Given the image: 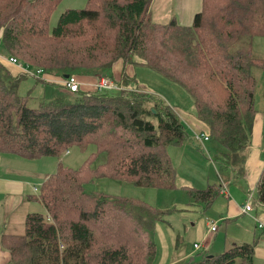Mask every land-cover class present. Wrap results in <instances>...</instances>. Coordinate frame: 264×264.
<instances>
[{
  "label": "trees",
  "instance_id": "obj_1",
  "mask_svg": "<svg viewBox=\"0 0 264 264\" xmlns=\"http://www.w3.org/2000/svg\"><path fill=\"white\" fill-rule=\"evenodd\" d=\"M60 1L0 0L7 52L50 63L63 75L89 68L108 71L138 55V64L191 95L210 137L225 149L226 163L235 164L234 172L241 173L264 72V57L253 50L254 38L264 36V0H203L190 27L175 19L154 22V0H89L84 8L63 12L50 30V17ZM76 32L84 39L76 53L48 52L37 41ZM23 63L35 70L28 61ZM20 79L23 76H13L0 62V153L32 159L55 157L73 145L82 150L94 145V156L108 154L95 175L117 176L145 187H176V170L166 148L185 143L189 134L161 97L133 89L119 95L92 89L76 93L74 100L60 96L33 107L30 96L18 93ZM86 169L60 164L46 177L31 197L41 201L45 211L28 213L25 234L3 237L12 264L151 262L157 252L153 228L159 213L142 202L87 192ZM189 193L207 206L216 196L213 186ZM257 196L264 205V171ZM253 256L254 245L242 243L180 264H254Z\"/></svg>",
  "mask_w": 264,
  "mask_h": 264
},
{
  "label": "crops",
  "instance_id": "obj_2",
  "mask_svg": "<svg viewBox=\"0 0 264 264\" xmlns=\"http://www.w3.org/2000/svg\"><path fill=\"white\" fill-rule=\"evenodd\" d=\"M202 3L203 0H160L157 7V0H154L151 7L152 20L157 23H168L175 19L179 24L190 27L194 23L195 14L202 10ZM2 36V30H0V47L3 52L0 53V62L13 76H22L23 72L20 67L8 60L10 56L2 43ZM260 38L262 37H255L253 40V50L257 54H260ZM119 62L124 63L122 60ZM50 74H52L51 81L34 75H26L23 78L31 76L37 81L54 84V81L64 76L63 73ZM263 78L264 72L257 87L255 101L257 113L249 144L244 152L241 173L234 172L235 164H227L225 165L226 171L216 172L217 178L208 179L206 186L197 184L193 187H186L184 185L182 190L186 189V196L180 195L181 200L176 199V201L180 206L179 209H184L182 210L183 216L191 221L194 230L193 245H191V240L184 238L182 244L177 247L176 241L180 234L169 230L168 226L156 224V242L157 248L160 247V256L158 260L151 261L149 264H180L200 254H220L227 248L242 243L254 245V264H264V205L259 203L257 196L258 184L264 171V93L261 96L258 94ZM78 79L82 83L83 91H87L85 88H92L96 80L91 76H80ZM187 122L195 125L194 129L201 130V132L195 131L194 136L197 133L209 135L203 121ZM197 140L201 141L198 145L205 149L206 143L212 142L213 150L217 155L219 154L218 158L226 163L224 158L226 152L220 143L211 137L208 141ZM182 145L184 143L173 146ZM3 154L6 157H2L4 161L0 164V264H12L11 253L5 246L3 237L25 234L27 215L34 208L31 198L35 193L33 188L39 187L38 184L41 185L46 177L53 173L52 169L55 165H42L41 162L45 161L40 157L30 159L19 156L20 158H16L13 157L14 154L0 153V155ZM209 186L214 187L216 196L208 206L191 197L189 193L190 190L206 189ZM176 189L177 186L172 190ZM250 193H253L255 198L253 209L250 212H243ZM214 222L217 224L215 231L211 229ZM196 243L201 244V249H195Z\"/></svg>",
  "mask_w": 264,
  "mask_h": 264
},
{
  "label": "rangeland",
  "instance_id": "obj_3",
  "mask_svg": "<svg viewBox=\"0 0 264 264\" xmlns=\"http://www.w3.org/2000/svg\"><path fill=\"white\" fill-rule=\"evenodd\" d=\"M89 0H61L55 7L49 22L50 30H52L58 23L60 15L68 9H81L87 6ZM160 4V0H157V7ZM1 23V22H0ZM2 25V24H1ZM3 29V28H2ZM76 35H70L66 38L55 39L50 34L42 39L37 40L38 44L46 46L48 52H55L59 49H64L66 53H76L77 48L83 47L81 40L79 38L82 36L79 32ZM85 36V35H84ZM90 37L91 35H86ZM259 40L260 45V55L264 56V36ZM2 48L0 47V53ZM7 51V50H6ZM16 52V51H15ZM9 56L19 57L21 61L30 63L32 68H43L48 73H53L55 69L50 68V63H38L37 61L30 60L27 56L23 57L21 54L7 52ZM18 58V59H19ZM142 59L136 55L132 62H128L125 65L122 62H117L108 71H101L94 68L82 69L73 73L71 75L77 76H91L95 77L96 80L102 77H108L115 81L118 85L122 86V90L112 89L111 94L119 95L121 91L128 90H140L145 93H150L161 97L172 109L180 116L184 125L190 135L187 138L186 143L182 146L169 145L166 148L172 163L176 170V190L167 189L163 187H145L137 185L133 180L121 179L117 176L111 175H95V171L100 170L104 167V164L108 161V154L106 152H101L94 156L93 153L97 152L94 145H90L87 150H82L78 146L69 147V153L63 152L55 157H40L43 161L42 165H55L52 172H57L60 164L65 168H72L74 170H80L84 166L88 169L84 170V187L89 193H105L112 195L114 197L129 199L136 202H142L146 205L152 207L155 211L159 213V219L156 224L161 226H168L169 230H174L177 234H180L178 240L176 241V246L179 247L182 244L184 238L191 240V245H193L194 230L191 226V221L183 216L184 209H179L178 201L180 195L185 197L186 192L182 190L184 185L195 186L200 184L206 186L208 179L217 178L216 172L226 171L225 165L227 163L223 162L218 158L216 152L213 150L212 142L206 143V149L201 148L198 145L199 141L195 139L193 133L200 129H194L195 125L189 124L187 121H204L200 119L196 113V106L193 98L189 93H187L181 86L173 83L164 75L156 73L154 70L146 65L138 64ZM137 62V63H136ZM21 72H25V69L21 68ZM52 69V70H51ZM22 76H26V73H22ZM95 80V81H96ZM128 82L127 84L125 82ZM18 93L21 96H30L29 105L35 107L40 101H48L55 99L57 97H64L67 100H74V95L67 92L63 87L55 84H48L35 80L33 77L20 79L18 84ZM93 88V87H92ZM88 90V88H85ZM92 89H89V92ZM83 91V90H82ZM264 93V78L262 83L258 88V94L261 96ZM156 121V120H154ZM209 129V128H208ZM197 141V143H196ZM0 155V164L3 163L2 157ZM13 157L20 158L18 155H13ZM39 161V160H37ZM43 183V182H42ZM40 187V183L38 184ZM183 185V186H182ZM174 191V192H173ZM34 195H37L34 193ZM181 200V199H180ZM34 204L33 211L44 212L45 207L36 198H32ZM136 212L138 211L135 207ZM144 217L148 216L147 213L143 214ZM154 217H157L155 215ZM154 225L153 230H156ZM154 239L157 240L156 231L154 233ZM157 246V242H156ZM160 256V247L157 248V252L151 261L158 260ZM200 255H198L199 257Z\"/></svg>",
  "mask_w": 264,
  "mask_h": 264
},
{
  "label": "built area",
  "instance_id": "obj_4",
  "mask_svg": "<svg viewBox=\"0 0 264 264\" xmlns=\"http://www.w3.org/2000/svg\"><path fill=\"white\" fill-rule=\"evenodd\" d=\"M8 60L13 65H17V66L25 69V72H23V73H26L27 75L44 77L46 80L49 79V81H51V75L52 74H50V73L47 74V72L42 68H37L35 70H31L29 68V66H26L21 60H19L15 56H10ZM47 76H48V78H47ZM54 84L62 86L67 92H69L71 94L80 93V92H82V89H83L82 83L79 81L78 77L74 76V75H69L67 77L62 76V78H60V80L54 81ZM122 88H123V86L118 85L112 79H110L108 77H102V78H99L98 80H96L93 84V88H90V89H93L94 91H97V92H103L105 90L122 89ZM196 138L203 140V141H208L210 139V135H208V134L204 135L203 133H197ZM67 153H69V151ZM33 190L35 193L39 192V188L37 186H35L33 188ZM254 200H255V198H254L253 193H250L248 195V199L246 201V204L243 207V212H250L253 209ZM216 225H217L216 222L212 223L211 229L213 231H215L217 229ZM201 247L202 246L200 243L195 244L196 250L201 249Z\"/></svg>",
  "mask_w": 264,
  "mask_h": 264
},
{
  "label": "clouds",
  "instance_id": "obj_5",
  "mask_svg": "<svg viewBox=\"0 0 264 264\" xmlns=\"http://www.w3.org/2000/svg\"><path fill=\"white\" fill-rule=\"evenodd\" d=\"M69 76V75H68ZM64 77H66L65 75H64ZM38 187V186H37ZM39 188V187H38ZM37 194V193H36Z\"/></svg>",
  "mask_w": 264,
  "mask_h": 264
},
{
  "label": "water",
  "instance_id": "obj_6",
  "mask_svg": "<svg viewBox=\"0 0 264 264\" xmlns=\"http://www.w3.org/2000/svg\"><path fill=\"white\" fill-rule=\"evenodd\" d=\"M66 77L68 76V75H65Z\"/></svg>",
  "mask_w": 264,
  "mask_h": 264
}]
</instances>
